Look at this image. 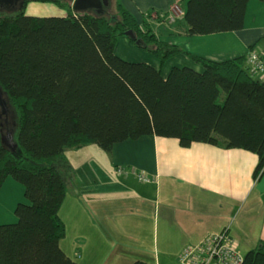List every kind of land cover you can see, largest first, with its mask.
Instances as JSON below:
<instances>
[{
	"label": "trees",
	"instance_id": "1",
	"mask_svg": "<svg viewBox=\"0 0 264 264\" xmlns=\"http://www.w3.org/2000/svg\"><path fill=\"white\" fill-rule=\"evenodd\" d=\"M182 1L187 35L203 36L243 30L251 0ZM31 2L66 16L27 15ZM73 2L29 0L18 12L0 11V88L8 104L6 116L0 108V189L12 178L28 201L17 206L16 223L0 225V264H80L61 247L60 209L74 177L65 150L94 144L111 153L156 136L183 148L245 150L259 158L256 179L264 172V82L252 76L246 56L209 61L161 41L118 0L103 14L75 12ZM121 37L162 64L184 54L203 71L173 68L164 77L149 64L124 61L115 53ZM243 264H264V242Z\"/></svg>",
	"mask_w": 264,
	"mask_h": 264
},
{
	"label": "crops",
	"instance_id": "2",
	"mask_svg": "<svg viewBox=\"0 0 264 264\" xmlns=\"http://www.w3.org/2000/svg\"><path fill=\"white\" fill-rule=\"evenodd\" d=\"M118 1L141 24H149L161 41L190 55L214 62L247 57L251 52L264 56V0L249 1L243 30L203 36L187 35L182 0ZM37 3L32 13L57 11L55 5L41 3L45 5L40 9ZM115 53L127 62L149 64L164 77L173 68L203 71L184 54L162 64L134 48L126 37L118 39ZM252 76L264 82L262 75ZM110 156L114 168H128L135 174L113 182L118 196L108 200L102 217H96L101 222L99 228L91 213L98 201L96 190L89 189L87 197L82 188L74 193L78 221L83 216L80 206L85 210L83 197L88 200L87 239L84 235L76 239L81 251L88 247L87 264H178L184 248L224 229H229L243 256L264 242V172L256 179L257 155L202 143L183 148L176 139L150 136L117 144ZM138 174L151 182H139ZM21 203H28L24 186L8 178L0 189V225L17 222L15 210Z\"/></svg>",
	"mask_w": 264,
	"mask_h": 264
},
{
	"label": "rangeland",
	"instance_id": "3",
	"mask_svg": "<svg viewBox=\"0 0 264 264\" xmlns=\"http://www.w3.org/2000/svg\"><path fill=\"white\" fill-rule=\"evenodd\" d=\"M33 4H36V2L29 3L27 9H25V13L27 15H32L33 13H36L33 15L41 16V17H51V16L59 17L63 11V9H61L60 7H54L53 9L57 11H53L49 13L45 12L47 14H41V12L37 10L36 12L32 13L31 10ZM37 4L38 6H40V9H43V6L45 5L41 3H37ZM180 8L183 10L184 4L181 5ZM64 156L67 159V161L70 163L72 170L74 171V177L70 182L66 199L60 209V216L62 220L66 223V236L62 240L61 245L71 259H73L78 263L80 262L81 264H87L88 247H86V249L83 248L81 251V249L78 247V242L76 239L79 235H84L85 239H87L88 226L86 222H87L88 212L86 208L88 207L87 206L88 200L87 198L83 197L85 210H83L82 206H80L81 207L80 210L83 216H82V221H78L76 219V210H75L77 206L76 205L77 197H75L74 193H77L79 188L80 190L82 188V191L86 196L89 189H95L97 192L98 201L97 202L95 201V204L92 205L93 210L91 213L92 216L95 217V219L99 218L98 216L102 217L106 213L104 207L109 202L108 200L110 198L118 196L117 193H114L113 189H115V187L113 185V182H115V180H120L122 176L117 174L116 169L123 167L114 168L110 153L103 151L97 145L94 144L87 145L78 149L65 150ZM123 169H128V168H123ZM77 183H78V188H75V185ZM80 210L78 208V212H80ZM96 223H97L96 227L99 228L101 222L97 219ZM123 247H125L124 244ZM133 248L134 250H136L139 248V246H133ZM79 255H81V257L84 256V258L83 259L80 258ZM128 264H132V263L128 262Z\"/></svg>",
	"mask_w": 264,
	"mask_h": 264
},
{
	"label": "built area",
	"instance_id": "4",
	"mask_svg": "<svg viewBox=\"0 0 264 264\" xmlns=\"http://www.w3.org/2000/svg\"><path fill=\"white\" fill-rule=\"evenodd\" d=\"M178 13L180 10L175 9ZM247 65L253 75H262L264 81V56L251 52L247 56ZM120 176L134 175L135 172L129 169H118ZM139 182L149 183L150 178L144 175H137ZM243 256L234 239L231 237L229 229L210 235L195 246H187L181 252L178 264H243Z\"/></svg>",
	"mask_w": 264,
	"mask_h": 264
},
{
	"label": "water",
	"instance_id": "5",
	"mask_svg": "<svg viewBox=\"0 0 264 264\" xmlns=\"http://www.w3.org/2000/svg\"><path fill=\"white\" fill-rule=\"evenodd\" d=\"M15 0H0L1 4H12ZM110 6V0H74L73 10L75 12H86L90 10H95L98 14H103L104 8ZM126 36L133 38V33L128 32ZM0 108L3 115L8 114V104L5 99L4 93L0 88ZM3 143L12 150L15 149L16 145L13 143L11 137H3Z\"/></svg>",
	"mask_w": 264,
	"mask_h": 264
},
{
	"label": "flooded vegetation",
	"instance_id": "6",
	"mask_svg": "<svg viewBox=\"0 0 264 264\" xmlns=\"http://www.w3.org/2000/svg\"><path fill=\"white\" fill-rule=\"evenodd\" d=\"M27 1L29 0H15L12 4H1L0 11L8 14L18 12L23 8Z\"/></svg>",
	"mask_w": 264,
	"mask_h": 264
}]
</instances>
